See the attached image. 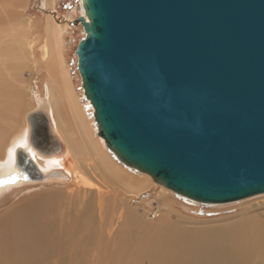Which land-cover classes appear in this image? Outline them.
<instances>
[{
    "label": "water",
    "instance_id": "water-1",
    "mask_svg": "<svg viewBox=\"0 0 264 264\" xmlns=\"http://www.w3.org/2000/svg\"><path fill=\"white\" fill-rule=\"evenodd\" d=\"M79 2L76 71L113 158L201 205L264 194V0ZM26 124L15 167L39 182L29 152L65 149L44 103Z\"/></svg>",
    "mask_w": 264,
    "mask_h": 264
},
{
    "label": "bare ground",
    "instance_id": "bare-ground-1",
    "mask_svg": "<svg viewBox=\"0 0 264 264\" xmlns=\"http://www.w3.org/2000/svg\"><path fill=\"white\" fill-rule=\"evenodd\" d=\"M23 2L26 4L27 0H23ZM46 3L50 8L47 7L45 9L47 14L45 15V22H43L44 24L42 27L43 39L42 42H40L41 46L38 48V63H43V70L42 68H39L38 71H36L46 75V78L42 82L41 89H38L37 84L32 83L30 85L27 93L29 92L31 100L29 98V103L26 101L28 106L25 107L22 115L17 113L21 108H18L20 110L17 111L15 110V107L14 109H11V107L10 109L7 108L9 112H12L10 114L14 117V120L16 119V115L19 114L21 121L17 126L5 130L6 133L5 131H0V200L10 192L12 186L14 189L18 187L17 189L20 190L22 188L21 186L25 184H34V187H38L35 189L31 186H23L26 188L21 189V191H25L28 195H30L29 193L34 192L35 190L38 191L43 187L64 185L69 187L70 185L68 184H75L78 190L77 192H73V190L70 191L68 196L69 200L67 199L68 201L66 202H63L64 199L62 198V194L60 195V192H55L54 194V192L47 193L45 191L46 193H43L42 191V193L40 192L41 195H32L29 200H24L20 204H18V202L8 209L6 207L7 210L4 208L5 210L0 214V226L3 227H1L0 230V241L5 240L7 243H11L15 250H18L23 245L26 246V249H28L27 247L31 248L40 239H44V231L47 232L49 229V224L42 222V220L41 222L39 221V215L48 212L52 205V198L54 200L55 197L60 196L59 200L55 202L58 203L57 206L59 207L60 201L63 202L65 207L64 214L67 219L70 220L72 218L78 219L82 216H88L87 207L89 202L96 205L97 200L103 196L105 198L104 208L107 207V210H104L103 213L105 215H101L100 217L99 222L101 225L95 227L93 229L94 231H88L89 234L95 238V245L99 246L97 250L91 249V253L100 256V263L104 262L108 264L107 262H109L112 255L117 254L115 253L116 251L114 252L113 250L114 254L107 246H111L112 248L115 247L117 250L118 238H109L108 236H110L112 232L107 229L112 227V214L117 220L116 216L121 213L122 217L118 216V218L121 217L122 223L124 224L122 228L129 232L131 236L136 235V237H139L140 241L149 235H152V238L155 235V232L158 231L155 236L156 240H148V244L142 249V251L145 250L147 253L153 255L151 264H162L164 260L168 264H182L180 263V259L182 256L186 255L194 258V264H224L220 262V259H226V254L224 251L219 253L216 252L219 242L212 240V233H215L218 230L222 232L228 231L226 232V238L223 240L226 243L233 229L238 225L237 221L226 222L227 224H223L220 228L214 226V222H191L193 225L200 226L191 228L189 231L186 227V231L183 229L185 226L183 223L184 218L173 212L174 210L172 211L167 208L166 205L157 207L160 205L158 199L163 190L161 188H156V186H153L150 189L152 191L156 190V194L149 200H142L139 204L146 208L150 209L151 207L152 210L154 209L151 211V214L148 212V216L144 215L147 219H151L152 222L149 220L144 222V220L142 221L143 218H138L135 221L127 220L133 216V210L137 209L133 207L129 213L126 210V208H132V197L139 198L144 191L152 186L153 181L150 178V180L145 181L143 186H139L133 182L122 172L120 166L108 154L109 152L103 148V140L100 137L97 138L94 136V131L91 128V121L86 117L78 99L79 97L73 87L72 78L66 60L64 39L68 30L71 29V18L67 15L61 17L62 19L60 17L56 18V15H54L56 13V0H46ZM2 15H5V17H0V65L6 64L7 60L10 63L15 62L17 56L20 58V55H24V53H27V58H32L33 52L31 50L34 46L31 44H33L34 40L29 39L28 28L21 25L22 18H24L23 14L20 15L18 10L15 12L12 9L10 11L8 9V12L4 10ZM56 19L60 21L58 22ZM17 65L19 67L14 68L15 71L14 69L5 70L3 72L0 71V83L4 85L0 88V99H4L3 97L5 96H8L11 100L14 97L19 99L24 98L22 97L23 95L21 97L18 96V93L21 91H16L13 81L23 83L24 80L21 77L20 70L24 67H29L21 66L22 63L21 65ZM33 66L35 67V64H33ZM17 69L20 74L13 75ZM16 87L18 86L16 85ZM27 96L28 94L26 97ZM25 100L28 99L25 98ZM10 102L11 101L9 100V103ZM19 102L16 101L17 104ZM42 103L47 107L51 127L60 142L64 145L65 152L62 158L43 160L38 159L34 153L29 152V156L44 175L41 181H35L32 182V184L25 182L18 172V169H16L15 152L21 148L29 147L26 142V116L30 112L40 108ZM18 105L20 106V104ZM22 105L24 107L23 102ZM5 116H7V114H5ZM8 117H6V119H8ZM0 118L6 120L5 117L3 118L2 116ZM16 121L18 122V118ZM7 122H5L4 126H6ZM8 123L13 124L11 121ZM15 128L20 129L13 134ZM49 170L55 171V173L62 176V178H47L46 171ZM51 190H49V192ZM22 195L24 197L23 192ZM117 201L118 203L116 204ZM152 201L157 203L155 207L151 206ZM67 203L69 206L66 208ZM72 204H76L78 209L71 208ZM19 205L23 206L19 208ZM114 205L116 209L113 208ZM71 209H73V211H71ZM93 211L94 210H92V212ZM108 211H111L110 215H108ZM256 211L258 212V210H255L254 212ZM3 216L4 218L2 219ZM157 218L159 219L153 220ZM134 223L137 225H134ZM4 224L5 226H3ZM219 224H221V222ZM5 228H11L12 230H5ZM198 232L203 233L206 236L201 238L197 236ZM2 237L5 239H2ZM8 237H10L11 240L7 239ZM230 244L235 248H247L246 246H248L250 252L259 253L264 246V231L256 225L246 223L243 229L240 228L237 232L231 235ZM70 248L69 250L72 251L73 249ZM25 251L28 252L27 250ZM124 253L128 255L127 251L120 252V254ZM162 254H165V257L162 256ZM83 257H85V255ZM143 257L145 258V255H143ZM16 258L18 259V256ZM91 258H88L87 263H89V261L92 262ZM124 258L122 259L125 261ZM21 261L22 260L17 262ZM37 261H40V257L35 261V264L38 263ZM86 261L85 258L83 264H86ZM31 263L32 260L29 259L27 264ZM71 263L76 264V262L74 263L72 260L70 264ZM2 264H4V262H2Z\"/></svg>",
    "mask_w": 264,
    "mask_h": 264
},
{
    "label": "rangeland",
    "instance_id": "rangeland-1",
    "mask_svg": "<svg viewBox=\"0 0 264 264\" xmlns=\"http://www.w3.org/2000/svg\"><path fill=\"white\" fill-rule=\"evenodd\" d=\"M14 1V2H13ZM0 0V17H5V15H2L4 10L8 12L12 9L15 12L18 10V13L21 15L23 14L22 22L21 25L24 27L28 28L29 30V39L34 40L32 46V52H33V57L27 58V53H24V55L17 56V59L15 62L10 63L8 60L6 61V64L0 65V71L3 72L5 70H10L14 69L16 67H19L17 64L22 65L21 66H28L29 68L24 67L21 71V77L24 80L23 83H17L13 81L16 91H21L18 93V96H22L24 98H17L14 97L8 98V96L3 97L4 99H0V117L2 116L3 118L10 116L12 113L11 111L9 112L8 109H14L15 110H20L18 108H21L19 113L22 115L24 113L25 107L28 106L29 103V98L30 94L29 92L27 93L30 85L37 84L38 89L42 88V82L46 78V75L42 74L41 72H36L40 68V64L38 63V48L41 46L42 39H43V22H45V15L47 14L46 8L50 6L46 3V0H27L26 4L23 2V0ZM56 15L55 17H63L68 15V17L71 18V21L74 20L78 15L81 14V10L79 9L80 7V2L79 0H56ZM23 10V11H22ZM20 11V12H19ZM22 12V13H21ZM62 19V18H61ZM56 21H58L56 19ZM60 21V20H59ZM58 21V22H59ZM70 21V27L71 29L68 30L67 34L65 35V54H66V60H67V65L68 69L70 72V76L72 78V83L73 87L75 88V91L78 95V99L80 101V104L82 106L83 111L85 112L86 117L91 121V128L93 129L94 136L98 138L96 132L97 129L94 126V120L92 118V110L87 103L82 97V89L80 87V78L79 75L76 71V65H75V56H74V50L75 47L78 43V41L84 36L80 27L78 26H73ZM42 37V38H41ZM23 56V57H22ZM25 56V57H24ZM22 57V58H21ZM27 59V60H26ZM26 60V61H25ZM35 64V67L33 66ZM15 71V69H14ZM38 73V74H37ZM20 72L18 69L16 70L13 75H18ZM16 85L18 87H16ZM4 85L0 83V88H2ZM19 88V90H18ZM21 89V90H20ZM26 92V93H24ZM28 96L26 97V95ZM28 99V100H25ZM15 99V100H14ZM18 99V100H17ZM25 102H24V100ZM9 100L11 101L9 103ZM31 100V98H30ZM3 101V102H2ZM16 101H21L18 104ZM28 101V103L26 102ZM22 102L24 104V107L22 105ZM13 103V104H11ZM16 103V106H15ZM26 104V105H25ZM6 107V108H5ZM8 108V109H7ZM23 108V109H22ZM7 109V110H6ZM3 112V113H1ZM21 112V113H20ZM4 114V116H3ZM7 114V116H5ZM19 114L16 115V119L14 120V117L12 115L6 119L8 122L11 121L10 124L6 120H3L0 118V131H5L9 130L11 127H15L18 124H20L21 119L19 118ZM14 116V115H13ZM18 118V122L16 121ZM6 123V126L5 125ZM16 124V125H15ZM13 125V126H10ZM21 127V126H20ZM20 129V128H19ZM18 128H15V131L13 134L19 131ZM6 133V131H5ZM103 142V141H102ZM104 144V142H103ZM103 146V145H102ZM105 150L106 147L105 145L103 146ZM107 152H109L107 150ZM112 159L120 166L122 169V172L130 178L133 182H135L137 185L143 186L145 184L146 180H150V177H147L146 175L143 174H136L135 172L129 171L125 169L122 165H120L110 154L108 153ZM16 172V171H15ZM140 175V176H138ZM33 184V183H32ZM70 185L69 187L67 185L64 186H50V187H43L40 188L38 191H34L29 193L28 195L25 191H21V189H24L26 187L23 186H31L34 187L35 185H29L25 184L19 188L14 189L12 186L10 190V195L9 193L5 195L0 200V214L6 209L10 208L12 205L18 203L20 204L24 200H29L32 195H41L42 191L43 193H51V192H60V195L62 194V198L64 199L63 202H66L69 200V192L73 190V192H77V188L75 184H68ZM73 185V186H72ZM153 186H156L154 182H152V186L148 188V190L144 191L139 198L132 197L131 203L132 208H126V210L129 211L133 209V207L137 208L134 211V214L132 217L128 218L127 220L129 221H135L138 218H143L142 221L144 220L151 221V219H147L144 217V215L148 216V212L153 211L150 207L146 208L143 205H139L142 200H149L156 194V190L152 191L150 190ZM27 187V188H28ZM76 189H74V188ZM35 189L38 187H34ZM32 188V189H34ZM56 190H54V189ZM156 188H161L163 191H161L160 196H159V202L160 205L157 207H161L166 205L167 208L171 209L173 212L177 213L180 217L184 218V230H191V228H196L199 227L200 225H193L192 223H198V222H214V226L221 227L223 224H227L229 222H238V225L235 226L233 229L232 233L229 236V239L225 243L223 240L226 238V232L228 231H216L215 233H212L214 241L219 242V246L216 249V252H221L224 251L226 254V259H220L221 263L224 264H264V246L262 247L261 252L256 253V252H250V248L248 246L242 247V248H235L233 245L230 244V238L231 235L237 232L240 228H244L246 223H250L252 225H256L261 228L262 231H264V194L252 196L246 199H242L239 201H235L232 203L228 204H223V205H201L199 203H193L189 202L185 199H182L174 193L167 191L161 186H156ZM29 189V190H32ZM53 191H52V190ZM58 189V190H57ZM49 190H51L49 192ZM46 191V192H45ZM22 192L24 193V197L22 195ZM41 192V193H40ZM26 193V195H25ZM15 194V195H13ZM53 194V195H54ZM67 195V196H66ZM145 195V196H144ZM10 196V198H9ZM64 196V197H63ZM60 196L55 197L53 200L52 198V205L50 206L48 212L46 214H40L39 215V221L45 222L49 224V229L44 231L45 237L44 239H40L33 247L26 249V246L23 245L20 247L18 250H15L14 246L11 243H7L5 240L0 241V264L4 262V264H27L29 259L32 260L31 264H35V261L40 257V261H37L38 263L36 264H70L71 260L72 262H76V264H83L84 259L86 258V264H106L104 262L100 263V256H96L91 253V249H96L99 247L98 245H95V238L89 234L90 231H92L95 227H98L101 225L100 217L101 215H105L103 212L104 210H107V207L104 208L105 204V198L102 196L99 198L96 202V205H93L89 202V205L87 207V214L88 216H82L78 219H70L68 220L67 217L64 214V204L62 201H60V207L57 206L58 203L55 201H58ZM68 199V200H67ZM161 199V200H160ZM19 200V201H17ZM16 201V202H15ZM165 201V202H164ZM14 202V203H13ZM13 203V204H12ZM118 201L116 202V204ZM115 204V205H116ZM115 205L113 206L114 209H116ZM157 203L154 201L151 202V206L155 207ZM23 205H19L18 207L20 208ZM69 206V204H66V208ZM3 207V208H2ZM94 207V209H93ZM5 208V209H4ZM71 208L78 209L76 204H72ZM3 209V210H2ZM6 209V210H7ZM91 209V210H90ZM90 210V211H89ZM92 210H94L92 212ZM148 210V211H147ZM255 210H258V212H254ZM73 211V209H71ZM89 211V212H88ZM108 215L111 214V211H108ZM11 213V212H9ZM7 214V213H6ZM47 215V216H45ZM251 215V216H250ZM44 216V217H43ZM118 216L122 217V214L119 213L115 219V216L112 214V227L108 228L107 230H110L112 234L108 236L109 238L117 237V250L115 247L107 246L110 250H114V254L112 257L109 259L108 264H151L152 256L150 253H147L145 250L142 251V249L148 244V240H156L155 236L158 231L155 232V235L151 238L152 235H149L148 237L144 238L142 241H140L139 237H136V235L131 236L129 232L124 230L122 227L124 224L122 223L121 217L118 218ZM247 216V217H246ZM116 220H114L113 219ZM244 217V218H243ZM4 216L2 217V219ZM46 218V219H45ZM160 218V217H159ZM153 219V220H158ZM231 218V219H230ZM241 218V219H240ZM247 218V219H246ZM256 218V219H255ZM226 219V220H225ZM44 220V221H43ZM120 220V221H119ZM242 220V221H241ZM118 221V222H117ZM241 221V222H240ZM256 221V222H255ZM114 222V223H113ZM152 222V221H151ZM189 222V223H188ZM192 222V223H191ZM216 222V223H215ZM221 222V224L219 223ZM227 222V223H226ZM4 223V222H3ZM122 223V224H121ZM262 224V225H261ZM134 225H137L134 223ZM141 225V224H140ZM190 225V227H189ZM5 226V224L3 225ZM0 226V230H1ZM187 227V228H186ZM3 228V227H2ZM186 228V229H185ZM106 229V228H105ZM5 230H12L11 228H5ZM186 230V231H187ZM228 230V229H227ZM89 231V232H88ZM94 231V230H93ZM98 232V231H97ZM201 238H204L206 235L203 233L198 232V235ZM2 239H5L2 237ZM7 239L11 240L10 237ZM88 239V240H86ZM81 241V243H80ZM44 243V244H43ZM222 245V246H221ZM71 247V248H70ZM70 249H73V253ZM106 248V247H105ZM225 248V249H224ZM229 249V250H228ZM27 250L28 252H26ZM121 251H127L128 255L126 253L120 254ZM228 251V252H227ZM29 254V256H28ZM23 255V256H22ZM71 255V256H70ZM85 255V257H83ZM125 258H124V256ZM145 255V258L143 257ZM18 256V259L16 258ZM114 256V258H113ZM122 256V257H121ZM162 256L165 257V254H162ZM93 257V258H91ZM12 258V259H11ZM20 258V259H19ZM28 261H27V259ZM88 258L92 259V262H88ZM124 258L125 261L122 259ZM143 258V259H142ZM246 258V259H245ZM16 259V260H15ZM26 259V260H25ZM183 259V260H182ZM259 259V260H258ZM4 260V261H3ZM14 260V261H13ZM21 262H17L20 261ZM90 260V259H89ZM123 260V261H122ZM2 261V262H1ZM224 261V262H223ZM180 263L182 264H194L195 260L191 256H182L180 259ZM73 264V263H71ZM162 264H168L165 260L162 262Z\"/></svg>",
    "mask_w": 264,
    "mask_h": 264
},
{
    "label": "crops",
    "instance_id": "crops-1",
    "mask_svg": "<svg viewBox=\"0 0 264 264\" xmlns=\"http://www.w3.org/2000/svg\"><path fill=\"white\" fill-rule=\"evenodd\" d=\"M40 68H42V70H43V63L40 64Z\"/></svg>",
    "mask_w": 264,
    "mask_h": 264
},
{
    "label": "flooded vegetation",
    "instance_id": "flooded-vegetation-1",
    "mask_svg": "<svg viewBox=\"0 0 264 264\" xmlns=\"http://www.w3.org/2000/svg\"><path fill=\"white\" fill-rule=\"evenodd\" d=\"M68 16V15H67Z\"/></svg>",
    "mask_w": 264,
    "mask_h": 264
}]
</instances>
